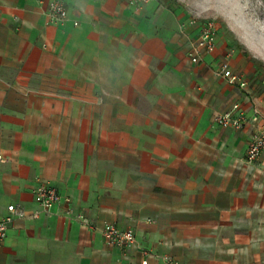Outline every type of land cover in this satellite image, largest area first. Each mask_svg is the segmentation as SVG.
I'll use <instances>...</instances> for the list:
<instances>
[{"label": "crops", "instance_id": "1", "mask_svg": "<svg viewBox=\"0 0 264 264\" xmlns=\"http://www.w3.org/2000/svg\"><path fill=\"white\" fill-rule=\"evenodd\" d=\"M64 1L59 23L48 0L0 1V216L26 212L0 264H264V151L245 157L261 121L214 120L263 109L249 62L229 58L244 88L217 72L219 39L191 62L184 0ZM40 182L60 195L48 210ZM104 223L136 243L107 244Z\"/></svg>", "mask_w": 264, "mask_h": 264}, {"label": "built area", "instance_id": "2", "mask_svg": "<svg viewBox=\"0 0 264 264\" xmlns=\"http://www.w3.org/2000/svg\"><path fill=\"white\" fill-rule=\"evenodd\" d=\"M151 1L155 0H129L131 4L137 6ZM46 12L49 20L52 22L59 23L64 21L67 18L65 1L48 0ZM193 21L197 20L193 18ZM73 24H77V21H74ZM216 35L217 27L212 19L207 18L203 21H198L197 34L190 42L188 52L191 62L196 63L200 60L203 53L214 51L216 47ZM229 58L230 53L227 52L219 63L217 72L225 77L229 83L235 84L240 88H244L247 85V80L241 75V73L233 71L229 67ZM214 120L219 125L230 126L235 129L242 128L244 124L249 121L251 123L261 121L258 125L255 124L254 130L250 134L245 157L248 161H252L264 151V106L262 110L255 106L251 116L248 117L240 104L238 102H234L227 110L216 113ZM32 193L35 202L42 210H48L53 204L60 200V195L56 191L55 187L49 183L40 182L33 188ZM25 216L26 212L19 204L11 205L8 212L5 215L0 216V245L5 239L7 228L13 218ZM31 216L37 217L38 210L33 211ZM80 217L83 219L81 215ZM101 233L107 244L121 249L128 248L136 243L133 231L130 229L120 228L112 223H104L101 227ZM142 263L146 264V259H143Z\"/></svg>", "mask_w": 264, "mask_h": 264}, {"label": "rangeland", "instance_id": "3", "mask_svg": "<svg viewBox=\"0 0 264 264\" xmlns=\"http://www.w3.org/2000/svg\"><path fill=\"white\" fill-rule=\"evenodd\" d=\"M197 21L210 18L226 53L241 55L264 86V0H184Z\"/></svg>", "mask_w": 264, "mask_h": 264}]
</instances>
